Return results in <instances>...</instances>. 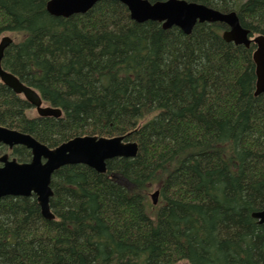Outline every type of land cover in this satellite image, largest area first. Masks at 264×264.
<instances>
[{
  "label": "trees",
  "instance_id": "1",
  "mask_svg": "<svg viewBox=\"0 0 264 264\" xmlns=\"http://www.w3.org/2000/svg\"><path fill=\"white\" fill-rule=\"evenodd\" d=\"M49 1L0 0V38L25 34L2 65L63 116L29 117L30 104L0 83V125L51 149L79 136L125 137L138 154L108 161L105 174L57 171L52 221L35 196L0 199V264H264L255 45L227 43L219 23L190 35L139 24L113 0L55 17ZM187 1L236 12L252 37L264 35V0ZM11 154L31 160L24 147Z\"/></svg>",
  "mask_w": 264,
  "mask_h": 264
},
{
  "label": "water",
  "instance_id": "2",
  "mask_svg": "<svg viewBox=\"0 0 264 264\" xmlns=\"http://www.w3.org/2000/svg\"><path fill=\"white\" fill-rule=\"evenodd\" d=\"M103 0H52L48 4V12L55 17L69 18L78 14H86L95 5ZM129 10L131 19L139 24L146 22H159L165 29L174 26L181 28L185 34L190 35L197 23H223L229 27L223 37L236 45L250 47L256 45L254 62L256 64V93L264 94V36L249 40L250 32L244 28L237 13H221L203 4L185 0H167L154 4L147 0H114ZM13 41L9 37L2 38L0 42V81L17 95H24L41 117L59 118L60 110L43 107L39 94L32 88L22 84L14 74L2 67V61L7 48ZM0 145L11 150L23 146L32 151V161L20 164L8 155L0 158V199L13 197L37 196L42 216L50 221L54 215L50 209V199L53 196L51 181L53 175L66 165L84 164L98 172L106 173V162L115 158H134L138 153L136 143H126L124 138L111 139L97 137H77L74 140L51 150L42 145L30 135L0 126ZM45 161V162H44ZM159 196L157 191L153 199L155 203ZM264 223V213L256 215Z\"/></svg>",
  "mask_w": 264,
  "mask_h": 264
},
{
  "label": "rangeland",
  "instance_id": "3",
  "mask_svg": "<svg viewBox=\"0 0 264 264\" xmlns=\"http://www.w3.org/2000/svg\"><path fill=\"white\" fill-rule=\"evenodd\" d=\"M9 36H11L12 37V39L14 40V42H16V43H20V42H22L23 40H24V38H25V34L24 33H9ZM28 116L29 117H31V118H36L37 117V112H36V110L34 109V110H30L29 112H28ZM5 153H7V150H0V155H4ZM155 187V185H150V187H149V191H148V195H149V200H150V203H151V205L153 206V207H157L158 205H159V202H160V200H159V198L157 199L158 200V203H157V205L155 206V205H153V200H152V195L155 193V191H156V188H154ZM150 205V204H149ZM151 205H150V207H151ZM178 264H188L187 262H180V263H178Z\"/></svg>",
  "mask_w": 264,
  "mask_h": 264
},
{
  "label": "bare ground",
  "instance_id": "4",
  "mask_svg": "<svg viewBox=\"0 0 264 264\" xmlns=\"http://www.w3.org/2000/svg\"><path fill=\"white\" fill-rule=\"evenodd\" d=\"M52 1V0H51ZM51 1H49L48 2V4L51 2ZM48 4H47V10H48ZM216 10V9H215ZM218 11V10H217ZM220 12V11H219ZM222 13V12H221ZM236 13V12H235ZM197 24H202V23H197ZM196 24V25H197ZM204 24V23H203ZM174 27H176V26H174ZM196 27V26H195ZM194 27V28H195ZM164 28V27H163ZM173 28V27H172ZM179 28V27H178ZM165 29V28H164ZM171 29V28H170ZM181 29V28H180ZM165 30H169V29H165ZM182 30V29H181ZM248 30V29H247ZM183 31V30H182ZM249 32H250V30H248ZM184 32V31H183ZM193 32V31H192ZM185 33V32H184ZM250 34H251V32H250ZM187 35V34H186ZM259 36H264V35H257V36H253L252 37V35H250L249 36V40H254L255 38H257V37H259ZM223 39H224V37H223ZM225 40V39H224ZM227 43H232V42H229V41H227V40H225ZM235 44V43H234ZM236 45V44H235ZM252 45H255V44H252ZM237 46H244V47H246L245 45H237ZM251 47V46H250ZM250 47H246V48H250ZM62 111V110H61ZM62 116H63V112H62V114H61V116L59 117V118H62ZM59 118H56V119H59ZM90 137H97V136H90ZM97 138H104V137H97ZM121 138H124V141H125V137H121ZM75 139V138H74ZM104 139H109V138H104ZM68 142H70V141H68ZM68 142H66V143H68ZM66 143H64V144H66ZM64 144H62V145H64ZM61 145V146H62ZM60 146V147H61ZM30 152L32 153V151L30 150ZM138 154V153H137ZM137 156V155H136ZM127 158V157H126ZM135 158V157H134ZM112 160V159H111ZM110 161V160H109ZM108 162V161H107ZM107 162H106V172H107ZM72 164H70V165H66V166H71ZM75 165H84V164H75ZM66 166H63V167H66ZM85 166H87V165H85ZM62 167V168H63ZM88 167H90V166H88ZM91 168V167H90ZM93 169V168H92ZM95 170V169H94ZM96 171V170H95ZM98 172V171H97ZM98 173H100V174H105V172H98ZM156 193V192H155ZM154 193V194H155ZM154 194L152 195V200H153V205H157V203H158V200H157V202L155 203V201H154V199H153V196H154ZM13 197V196H12ZM32 197V196H31ZM158 198H159V196H158ZM157 198V199H158ZM38 201V200H37ZM39 204V203H38ZM260 213H264V211H262V212H258V213H256V214H254V218H256V215L257 214H260ZM54 215V214H53ZM258 221H259V223L260 224H264V223H262L261 222V220L260 219H258V218H256ZM53 220H55V216H54V219ZM50 221H52V220H50Z\"/></svg>",
  "mask_w": 264,
  "mask_h": 264
}]
</instances>
